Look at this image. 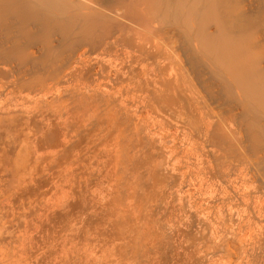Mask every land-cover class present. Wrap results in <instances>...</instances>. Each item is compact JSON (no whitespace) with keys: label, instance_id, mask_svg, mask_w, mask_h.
Listing matches in <instances>:
<instances>
[{"label":"bare ground","instance_id":"obj_1","mask_svg":"<svg viewBox=\"0 0 264 264\" xmlns=\"http://www.w3.org/2000/svg\"><path fill=\"white\" fill-rule=\"evenodd\" d=\"M259 6L250 14L242 0H0V56L23 69L32 66L57 76L83 42L100 49L109 40H151L158 31L153 22L159 20L175 28L173 43L184 48L192 63L203 61L222 81L230 102L246 105L240 117L250 140L246 155L258 158L264 152V0ZM122 61V69H131L130 60ZM109 65L104 76L91 79L88 92L74 99L84 154L93 160L90 173L82 171L85 163L75 170L77 204L83 198L78 183L97 177L92 205L102 216L99 224L104 219L103 225L122 242V260H131L127 264L147 255L150 260L155 250L170 251L178 235L183 238L176 242L183 247L180 264H264L255 244L264 236V200L258 188L236 186L235 179L213 168L208 150L171 130L168 113L183 108L192 115L180 84L141 66L122 74L115 85L107 79L120 68ZM233 112L232 105L228 113ZM225 121L209 125L207 137L225 152H236L244 145ZM111 255H103L108 258L103 262L114 264Z\"/></svg>","mask_w":264,"mask_h":264},{"label":"rangeland","instance_id":"obj_2","mask_svg":"<svg viewBox=\"0 0 264 264\" xmlns=\"http://www.w3.org/2000/svg\"><path fill=\"white\" fill-rule=\"evenodd\" d=\"M242 1L245 11L250 14L255 13L262 3V0ZM152 27L161 32L157 31L156 34L154 31L156 35L151 40H134L131 43L119 39L109 40L100 49L83 42L77 49L76 58L69 61L59 71V75L55 74V77L52 74L53 78L51 71H37L32 66L23 69L14 60L8 61L0 56V264H26L30 259L29 264H106L104 262L108 258L105 257L111 253L114 255L110 256L115 259L114 264L125 263L121 257L125 254H121L123 250L119 247L121 241L109 231L108 225H103L106 224L104 219H101L104 221L101 222L103 226L99 224L98 220L102 216L98 208L95 209L92 205L97 177L78 183L82 192L80 196L83 197L78 205L74 174L84 163L82 171L90 173L93 163L84 154V139L82 133H78L82 128L73 112L74 99L78 93L88 92L91 79L104 76L109 64L120 68L119 72L114 68L116 73H111L107 79L115 85L120 83L122 74L141 66L151 74H163L180 84L184 96L192 106V115L191 111L186 112L183 108H176L168 113L173 133L178 131L179 135L183 134L208 150L215 170L222 176L235 179L236 186L241 182L240 184L245 183V188L257 187L255 190L261 194L257 195L264 200V170L258 159L261 155L264 157V152L258 158L246 155L245 145L249 135L246 136L248 133L245 134L244 125L242 126L244 122L240 118L246 105H240L238 100L230 102V98L226 97L227 93L223 94L224 87L219 84H223L222 81H216L218 78L215 79L209 66L203 61L192 63L185 55L184 48L179 43H173L177 33L174 27L159 20H155ZM177 40H180V34ZM81 54L85 55L80 56ZM172 54L176 56L173 57ZM122 60H130L131 69H122L126 65ZM210 84L215 90H212ZM232 105L235 106V112L229 114L228 108ZM196 120H199V124ZM221 120H226L228 127L236 133L239 144L242 141L244 146L238 144L235 147L239 146L243 151L245 149V153L239 151V147L236 152L227 153L208 139L209 125L220 124ZM16 180H19L18 183ZM262 217L264 220V214ZM91 221L94 223L90 224ZM88 225H100L102 231L98 226L90 228ZM175 240L173 238L174 244L182 242L183 238L178 235ZM174 244L170 251L155 250L152 259L149 260L147 255L137 260V264H180L183 247L180 248L176 243L179 247L176 248ZM255 244L260 255L259 261L264 262V236L257 239ZM116 249H119L118 252ZM31 254L34 257L36 255V259ZM92 254L95 255L91 256ZM99 255H104V259L101 256L100 260L93 259ZM127 255L125 257L130 259ZM126 258L124 259L127 261ZM129 262L131 260L127 263Z\"/></svg>","mask_w":264,"mask_h":264}]
</instances>
